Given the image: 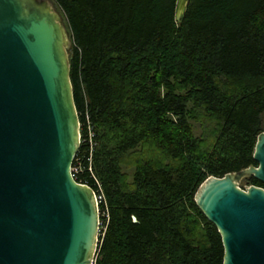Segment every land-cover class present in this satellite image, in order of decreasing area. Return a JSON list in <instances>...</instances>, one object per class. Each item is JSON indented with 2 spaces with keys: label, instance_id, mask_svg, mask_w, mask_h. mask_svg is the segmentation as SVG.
<instances>
[{
  "label": "trees",
  "instance_id": "trees-1",
  "mask_svg": "<svg viewBox=\"0 0 264 264\" xmlns=\"http://www.w3.org/2000/svg\"><path fill=\"white\" fill-rule=\"evenodd\" d=\"M52 1L71 40L74 180L102 195L93 264H223L194 194L256 167L264 0H188L181 22L177 0ZM199 116L213 122L207 137Z\"/></svg>",
  "mask_w": 264,
  "mask_h": 264
},
{
  "label": "water",
  "instance_id": "water-1",
  "mask_svg": "<svg viewBox=\"0 0 264 264\" xmlns=\"http://www.w3.org/2000/svg\"><path fill=\"white\" fill-rule=\"evenodd\" d=\"M188 0H177L181 22ZM71 46L52 0H0V264H93L94 191L71 167L80 122L69 77ZM256 167L209 177L194 202L217 230L223 264H264V132Z\"/></svg>",
  "mask_w": 264,
  "mask_h": 264
},
{
  "label": "rangeland",
  "instance_id": "rangeland-1",
  "mask_svg": "<svg viewBox=\"0 0 264 264\" xmlns=\"http://www.w3.org/2000/svg\"><path fill=\"white\" fill-rule=\"evenodd\" d=\"M55 8H56V6H55ZM56 11L59 13V15L61 16V18H62V23H63V25L65 26V28H66V25H65V20H64V18H63V14L61 13V11L58 9V8H56ZM66 30H67V28H66ZM67 33H68V37H69V40H70V36H69V32H68V30H67ZM70 43H71V40H70ZM261 121H262V129H263V132H264V115L262 116V118H261ZM213 126V122H212V120H210V121H206L205 119H202V117L201 116H199L198 117V123H196L195 125H194V131H195V133L197 134V136H200V135H205L206 137L208 136V132H209V130H211V127ZM124 171L125 172H127V173H129L130 175L132 174V169L131 168H124ZM129 175V176H130ZM130 179H131V176H130ZM243 181V180H242ZM242 181H240V183H239V188H241V189H244V188H246V187H249L248 185H243L242 183ZM101 195V193L99 192V197L101 198V200H102V195ZM101 216H103V217H106V213H104V214H102Z\"/></svg>",
  "mask_w": 264,
  "mask_h": 264
},
{
  "label": "built area",
  "instance_id": "built-area-1",
  "mask_svg": "<svg viewBox=\"0 0 264 264\" xmlns=\"http://www.w3.org/2000/svg\"><path fill=\"white\" fill-rule=\"evenodd\" d=\"M79 131H80V130H79ZM89 137L92 138V137H93V133H90V134H89ZM71 172H72V177H73V179H74V174L76 173V169L71 167ZM82 185H83V184H82ZM85 186H86V185H85ZM94 193H95V192H94ZM95 197H96V202L99 204V203L101 202V198L99 197V195H96V194H95ZM99 225H100V223H99Z\"/></svg>",
  "mask_w": 264,
  "mask_h": 264
}]
</instances>
